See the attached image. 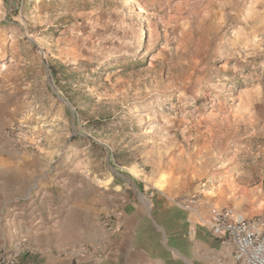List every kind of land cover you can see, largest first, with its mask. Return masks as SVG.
Wrapping results in <instances>:
<instances>
[{
  "label": "rangeland",
  "instance_id": "obj_1",
  "mask_svg": "<svg viewBox=\"0 0 264 264\" xmlns=\"http://www.w3.org/2000/svg\"><path fill=\"white\" fill-rule=\"evenodd\" d=\"M127 182L262 208L264 0H0V264H92Z\"/></svg>",
  "mask_w": 264,
  "mask_h": 264
},
{
  "label": "crops",
  "instance_id": "obj_2",
  "mask_svg": "<svg viewBox=\"0 0 264 264\" xmlns=\"http://www.w3.org/2000/svg\"><path fill=\"white\" fill-rule=\"evenodd\" d=\"M123 185L127 204L121 211L122 227L104 240L103 255L95 254L92 264L230 263L233 247L212 232L209 204L231 205L249 217L264 211V205L253 210L256 200L247 186L239 184L231 185L229 190L217 186L216 190L207 191L208 199L203 198L191 210L178 208L162 198L150 201L148 207L132 183Z\"/></svg>",
  "mask_w": 264,
  "mask_h": 264
},
{
  "label": "built area",
  "instance_id": "obj_3",
  "mask_svg": "<svg viewBox=\"0 0 264 264\" xmlns=\"http://www.w3.org/2000/svg\"><path fill=\"white\" fill-rule=\"evenodd\" d=\"M11 135L15 128L11 127ZM206 183H202V187ZM201 192L174 201L181 209L191 210L201 201ZM209 224L212 232L233 247L232 262L218 264H264V221L249 218L231 206L209 204ZM79 263V260H76ZM13 264V263H12Z\"/></svg>",
  "mask_w": 264,
  "mask_h": 264
},
{
  "label": "trees",
  "instance_id": "obj_4",
  "mask_svg": "<svg viewBox=\"0 0 264 264\" xmlns=\"http://www.w3.org/2000/svg\"><path fill=\"white\" fill-rule=\"evenodd\" d=\"M143 47H142V49L141 50H144L148 45H147V40H146V37H144V39H143V42H142V44H141ZM50 69L54 72V74L56 75V73H57V71H58V67H56V66H50ZM98 127V126H97Z\"/></svg>",
  "mask_w": 264,
  "mask_h": 264
},
{
  "label": "bare ground",
  "instance_id": "obj_5",
  "mask_svg": "<svg viewBox=\"0 0 264 264\" xmlns=\"http://www.w3.org/2000/svg\"><path fill=\"white\" fill-rule=\"evenodd\" d=\"M144 32H145V30H143L142 33H141V35H140V38H141L140 41H142V39H143Z\"/></svg>",
  "mask_w": 264,
  "mask_h": 264
}]
</instances>
